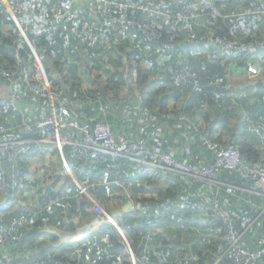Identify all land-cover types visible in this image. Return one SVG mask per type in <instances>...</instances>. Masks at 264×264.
Instances as JSON below:
<instances>
[{"label": "trees", "instance_id": "trees-1", "mask_svg": "<svg viewBox=\"0 0 264 264\" xmlns=\"http://www.w3.org/2000/svg\"><path fill=\"white\" fill-rule=\"evenodd\" d=\"M30 1L46 4L41 13L28 6L17 16L18 23L0 8V69L13 74L11 90L18 95L16 110L0 109V125L17 133L23 125L31 128L23 137L30 142L24 152L15 146L0 149V201L8 200L14 189L29 186L31 192L22 190L21 195L25 203L34 201L36 208L0 210V226L21 220L3 242L0 264H133L131 254L135 264H238L221 256L227 229L219 213L231 219L242 249L257 250L264 236V197L236 189L252 186L260 191L247 171L220 168L210 180L157 171L174 186L153 198L146 186H151L156 174L129 180L137 169H144L139 163L102 160L90 151L75 160L69 156L78 150L65 146L77 182L104 211L113 216L122 212L127 201L140 206L135 215L126 214L118 224L127 244L111 223L103 222L70 247H54L55 236L46 244L40 231L55 227L73 232L74 218L85 222L92 217L93 206L78 188L71 185L64 193H44L43 180L29 185L26 180L5 179L11 173L9 163L18 169L21 154L31 152L36 141L51 134L35 128L48 115L50 103L35 78L36 57L25 38L34 49L42 50L54 104L65 117L81 124L106 123L117 140L139 143L147 152L169 156L194 172L213 166L217 152L227 149L236 150L249 168L264 167V54L260 47L253 54L243 50L264 45V0H128L121 13L116 8L119 0H109V11L102 14L101 9L96 16L89 12L96 9L94 0L91 6L87 2L75 5L77 17L72 24L52 19L50 6L56 0ZM90 20V32L107 40L94 47L87 46L81 33H70L71 26L78 31ZM213 40L219 41L217 47L211 45ZM163 46L168 49L157 52ZM248 67L256 69L257 75L251 76ZM0 84L9 82L0 77ZM124 88L127 93L122 96ZM27 105L44 108L42 118L41 114L26 116ZM120 123L128 128L123 137L115 134ZM71 136L80 141L75 133ZM181 146L186 147L184 154ZM91 171L95 174L89 177ZM183 201L200 204L201 211L180 210L177 204ZM159 209L152 218L148 214ZM204 215V224L193 222ZM172 217L179 238L171 242L172 230L158 247L151 248L149 231L157 229L147 224L169 222ZM189 223L193 228L184 237L178 226ZM253 264H264V256Z\"/></svg>", "mask_w": 264, "mask_h": 264}, {"label": "built area", "instance_id": "built-area-1", "mask_svg": "<svg viewBox=\"0 0 264 264\" xmlns=\"http://www.w3.org/2000/svg\"><path fill=\"white\" fill-rule=\"evenodd\" d=\"M90 1L93 2L94 0H56V3L50 6L51 17L55 22L72 24L77 17L74 10L75 5L87 2L91 6L92 3ZM126 1L128 0H124L123 2L119 0V2L116 3V8L120 13L125 9ZM95 2L96 9H93V11L89 9V12L94 16L98 15L96 12L101 9L104 10V12H101L102 14L109 11V5H111L109 0H96ZM45 4L46 1L31 2L30 0H0V8L8 12L16 23H18L17 16L25 13L28 6H31L35 11L41 13ZM92 27L93 20L85 21L82 23L78 31L75 26H71L70 33L75 34L79 32L84 35L85 43L88 47H94L98 42L107 41L104 38L92 34L90 32ZM118 32L121 36H124L123 32H120V30ZM129 37L132 40L134 38L131 34H129ZM190 38H193V36H190ZM115 41H117V39H115ZM217 43H219L218 40H213L211 45L215 44L217 47ZM221 47L227 49L231 46L221 45ZM257 47H260V53L264 54V45L261 46L260 44L243 50L253 54L257 51ZM167 49V46H163L162 48L157 49V52H164ZM247 71L251 76H255L258 73V71L252 67H248ZM41 74L36 72L35 78L41 81L44 94L50 103V109L48 115L36 123L35 128L44 132L50 131L51 134L49 137L38 140L35 143L55 145L59 151H63L65 146L74 147L78 151L72 153L69 157L74 158L75 160H79L83 156V152L90 151L94 156H99L102 160L108 158L123 159L139 163L145 170L170 172L182 178L198 177L202 180H210L220 168L237 172L247 171L248 175L255 180L254 183L256 187L260 189L264 195V167L255 166L249 168L234 149L217 152V160L213 166L209 168L201 167L199 171L194 172L190 166L177 163L169 156L147 152L144 146L139 143H130L127 140H117L106 123L95 122L92 124H81L74 118L65 117L63 110L60 107L55 106L54 102L56 96L50 91L47 78ZM0 77L9 82V84H2L4 97H0V109L3 112H8L10 109L16 110L18 95L11 90L13 74L0 69ZM218 83L220 84L221 80H219ZM35 93L38 92L36 91ZM30 132L31 128L27 125H23L21 133L15 132L13 128H5L0 125V149H7L15 146L24 152L25 146L30 142L24 140L23 137ZM71 132L79 136L80 141H74ZM90 201L93 206V211H95L97 217L100 218V223L108 222L114 224V219L108 213L103 211L97 202L91 198ZM177 207L180 210H188L192 212L201 211V205L191 201L180 202L177 204ZM219 216L227 229V234L224 237L227 246L225 249L221 250V256H226L228 259H231L238 264H253L259 262L264 256V236L259 240V247L257 250L252 252L245 251L239 245L241 236L233 232L231 219L223 213H219ZM20 221L21 220H13L8 226H0V248L3 245V242L11 237L12 233L21 225ZM4 264H7V262H4Z\"/></svg>", "mask_w": 264, "mask_h": 264}, {"label": "crops", "instance_id": "crops-1", "mask_svg": "<svg viewBox=\"0 0 264 264\" xmlns=\"http://www.w3.org/2000/svg\"><path fill=\"white\" fill-rule=\"evenodd\" d=\"M36 72H38L39 74L42 73L41 75H44V77H46L42 69L39 68ZM84 89H87V86H84ZM126 93L127 91L124 88L121 95L124 96L126 95ZM0 97H4V90L1 84H0ZM26 109L27 110L25 112V115L26 116L29 115L30 117H31V114L32 115L41 114V117L39 118L41 119L44 113V108H40V107L38 109H34L32 106L27 105ZM39 119H37V121ZM126 129L128 128L126 126H122V124L120 123L118 127L115 126V130H116L115 134L118 137H123L124 135H126ZM33 148L34 149L31 152H28V153L25 152L21 154V156L19 157L18 166L19 168L22 165L23 166L21 168V171H19L18 173H16V170H18L19 168L15 170L16 168L15 165L13 166V164L9 163L11 165L10 166L11 173L8 174L9 176L5 180H20V181L26 180L29 185L33 180H41V181L43 180L44 184H42V186L40 187H41V191L44 193L48 191L53 192V193H56V192L64 193L67 191L69 186L74 185L75 188L76 189L78 188L80 193H82V195L85 196V198L89 201V203H91L90 198L96 202V200L91 195H89L86 192V190H84V188L77 182V179L74 176L75 175L74 174L75 173L74 163H72V161H70L69 158L65 156L64 151H59L55 145H48V144H43V145L38 144L34 146ZM185 148L184 146H181V149H182L181 153L183 154L185 153ZM1 157L2 155L0 154V158ZM25 163H27V166L24 165ZM94 174L95 173L91 171L87 175L91 177V176H94ZM153 174H156L155 179H154L155 181L152 184H150L151 186L149 185L146 186V191L149 194H151L153 198H157L158 193H162L168 190L170 187H172L171 184L174 186V184L170 181L167 175L161 174V173H155V171L137 169L129 180L131 181L137 180L140 177L150 178V176H152ZM1 180H4V179L1 178ZM236 189H238L239 191L243 193H246L248 196H251V197H256V196L264 197L262 192L260 194V191L256 189L254 190L252 186L250 188L236 187ZM22 190H27L26 192H29V193L31 192V188L29 186L19 187L16 189V191L14 189L13 194L9 197L8 200L2 199L0 201L1 203L0 210L4 211L11 207L12 208L15 207L14 211H16L17 210L16 208L19 206L24 208L25 211H31V208L35 209L36 203L34 201H29L28 203H25L26 200H23V196L21 195ZM172 193L173 195H175V188L172 191ZM249 201H252V200H249ZM127 202L124 205H126ZM163 204L164 203H161L162 206ZM123 206L121 207L122 212H118L114 214L113 216L112 215L110 216L114 219L113 221L114 224L113 223L111 224L116 228L120 236L123 238V240L127 244L125 236L123 232L120 230V228L118 227V224L122 222V220L126 217V214L134 212L133 215H135V213H137L140 210V206L139 204L133 203V209L131 212H125L123 210ZM25 207H27V209H25ZM156 211L159 212L161 210L160 209L155 210V211L149 210L148 214H150L151 218H152V215L156 216L155 214ZM91 213L93 214L92 217L86 220L85 222H81L75 218L71 221L72 224L76 225V230L73 232H68L66 231V229H59L55 227L42 228L40 232L42 235H45L44 242H46V244L49 245L51 243L50 241L51 236H55L57 238V242L55 243L54 247H59V246L70 247V246H73L74 244L82 242L83 240H85V238L88 235L94 233L100 227V224L97 221L98 217L93 212V209L91 210ZM150 216L148 218H150ZM161 216L163 217V215ZM204 216L199 217L193 222L204 224L207 221L206 216L205 217ZM179 222H182V221L180 220ZM147 225L151 229H157V231H149V232H152L150 238H151V242L153 243L151 245V248L153 249L154 247H158L159 244L162 241H164V239L168 238L167 232H170L172 230L174 231V234H172L171 237H169L171 242L175 243V240L179 238V237H175V228H176L175 227V217H172L169 222H165L164 220L163 221L159 220L157 223H148ZM178 227L179 229H183L182 232L185 233L184 237H189L187 234L193 228V227L191 228L190 223L186 226L181 224ZM205 230H208V228H205ZM186 243L187 245L190 244V242L188 241ZM130 258L131 259L133 258L132 254ZM132 263L135 264L134 258L132 260Z\"/></svg>", "mask_w": 264, "mask_h": 264}, {"label": "rangeland", "instance_id": "rangeland-1", "mask_svg": "<svg viewBox=\"0 0 264 264\" xmlns=\"http://www.w3.org/2000/svg\"><path fill=\"white\" fill-rule=\"evenodd\" d=\"M19 29H20V31L21 32H23V30H22V28H21V26L19 27ZM25 40L27 41V43L30 45V47H31V50H32V52L34 53V55H35V57H36V69H35V72L40 68V69H42L43 71H44V73H45V75L48 77V73H47V70H46V67H45V64H44V60L42 59V57H41V55H40V53L42 52V50L41 49H38V50H36V49H34L32 46H31V44H30V42L25 38ZM45 63H46V61H45ZM52 76H54L55 77V74H52ZM99 207H101V206H99ZM103 210V209H102ZM104 211V210H103ZM106 212V211H105ZM94 213L95 214H97L95 211H94ZM107 213V212H106ZM97 216V215H96ZM98 223L101 225L102 223H100V218H98Z\"/></svg>", "mask_w": 264, "mask_h": 264}, {"label": "water", "instance_id": "water-1", "mask_svg": "<svg viewBox=\"0 0 264 264\" xmlns=\"http://www.w3.org/2000/svg\"><path fill=\"white\" fill-rule=\"evenodd\" d=\"M212 46L216 47L215 44H213ZM132 209H133V203L131 201L127 202V204L123 206V210L125 212H131ZM0 250H3V247H1Z\"/></svg>", "mask_w": 264, "mask_h": 264}]
</instances>
